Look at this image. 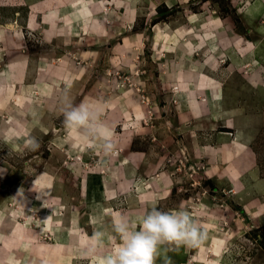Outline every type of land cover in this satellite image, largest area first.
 Returning <instances> with one entry per match:
<instances>
[{"label": "rangeland", "instance_id": "rangeland-1", "mask_svg": "<svg viewBox=\"0 0 264 264\" xmlns=\"http://www.w3.org/2000/svg\"><path fill=\"white\" fill-rule=\"evenodd\" d=\"M0 73V264H99L153 206L208 232L156 264H264V0H0Z\"/></svg>", "mask_w": 264, "mask_h": 264}, {"label": "clouds", "instance_id": "clouds-1", "mask_svg": "<svg viewBox=\"0 0 264 264\" xmlns=\"http://www.w3.org/2000/svg\"><path fill=\"white\" fill-rule=\"evenodd\" d=\"M0 73V76H4ZM64 125L69 130H82L86 140L102 139V149L105 154H111L115 144L111 141V132L100 120L99 112L92 111L81 103L74 105L67 92L64 96ZM29 144L38 147L34 139ZM113 230L119 238V245L114 253L100 258L99 264H156L161 246L178 244L188 247H198L208 238V232L203 229L184 209L160 210L153 206L137 223H132L121 216L113 224ZM92 241L89 251L94 252L103 246L105 233L94 231L89 238ZM170 264V261H166Z\"/></svg>", "mask_w": 264, "mask_h": 264}]
</instances>
